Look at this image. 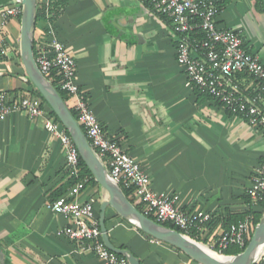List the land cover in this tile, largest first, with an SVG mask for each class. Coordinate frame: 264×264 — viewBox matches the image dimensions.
<instances>
[{
  "label": "crops",
  "instance_id": "obj_1",
  "mask_svg": "<svg viewBox=\"0 0 264 264\" xmlns=\"http://www.w3.org/2000/svg\"><path fill=\"white\" fill-rule=\"evenodd\" d=\"M11 1L0 0V12ZM65 1L66 10L54 26L78 64L80 93L108 135L140 162L153 190L179 196L186 212L212 217L194 234L196 242L211 247L229 225L250 212L258 214V205L249 208L248 190L254 170L263 164L264 135L188 86L177 62L172 21L156 13L148 0ZM212 1L220 10L219 27L241 32L247 51L264 63L260 0ZM48 27L38 25L36 42H45ZM2 93L37 97L22 63L21 17L5 26L0 17ZM75 104L68 98L73 112ZM65 156L43 121L18 113L0 122V264H102L58 235L69 221L48 209L71 188ZM90 198L100 219L108 195L91 185L80 201ZM105 223L112 244L140 264H198L141 233L112 208Z\"/></svg>",
  "mask_w": 264,
  "mask_h": 264
},
{
  "label": "built area",
  "instance_id": "obj_2",
  "mask_svg": "<svg viewBox=\"0 0 264 264\" xmlns=\"http://www.w3.org/2000/svg\"><path fill=\"white\" fill-rule=\"evenodd\" d=\"M153 10L170 19L178 37L177 62L185 70L188 86L198 95L208 97L227 114L245 122L264 135V63L247 51L241 32L220 28V10L212 0H148ZM22 0H12L0 12L5 26L22 16ZM52 18V15H48ZM198 34L203 36L198 39ZM45 42H37V65L42 74L62 91L76 100L74 112L95 154L113 180L130 199L143 207V214L153 217L160 225H171L189 237L202 230L212 217L201 211L186 212L179 204V196L156 192L148 173L140 162L128 154L116 139L110 137L80 93L77 84L78 64L67 51L54 23H50ZM248 79L246 85L239 81ZM47 104L39 97L27 95L20 99L0 94V122L14 114H25L30 120L43 121L45 130L59 140L66 157V169L76 180L66 197L48 204L55 215L69 224L58 232L72 242L75 250L93 255L102 264H130L122 255L112 252L103 240L100 219L95 213L96 201H80L92 178L82 176L81 156L64 126L49 113ZM249 208L264 201V165L253 172L248 190ZM250 212L244 221L231 224L217 244L207 247L218 256L226 257L232 248H246L255 230ZM193 240V239H192ZM195 241V240H194ZM253 264H264L263 248Z\"/></svg>",
  "mask_w": 264,
  "mask_h": 264
},
{
  "label": "water",
  "instance_id": "obj_3",
  "mask_svg": "<svg viewBox=\"0 0 264 264\" xmlns=\"http://www.w3.org/2000/svg\"><path fill=\"white\" fill-rule=\"evenodd\" d=\"M37 4L38 0H22V63L30 81L54 111L61 124L69 133L81 159L86 164L99 186L108 195V198L102 202L100 209V227L103 234V240L108 249L114 253L125 256L130 264H140V261L127 250H121L112 244L105 223L107 209L112 208L121 218L144 234L180 250L198 264H253L259 251L264 248V217L256 226L250 242L241 254L237 256H220L222 258L220 259L207 251L201 246V244L182 233L149 219L139 212L127 199L120 186L113 180L108 170L95 154L87 137L72 115L65 101L55 87L42 74L37 65L33 49Z\"/></svg>",
  "mask_w": 264,
  "mask_h": 264
},
{
  "label": "trees",
  "instance_id": "obj_4",
  "mask_svg": "<svg viewBox=\"0 0 264 264\" xmlns=\"http://www.w3.org/2000/svg\"><path fill=\"white\" fill-rule=\"evenodd\" d=\"M263 5H264V0H260L258 2V7L260 9H262V11L264 10ZM66 6H67V3H66L65 0H54V1L49 2L48 4L38 2V4H37V11H36V28L35 29H37L38 25H46V24L54 23L60 16H62L64 14V12L66 10ZM48 15H52V18H48ZM47 33H48V30L46 28L45 29V35ZM202 38H203V36L201 34H198V39L199 40H202ZM33 49H34V55H35V58H36L37 57V42H36L35 38H34V42H33ZM53 86L55 87L54 84H53ZM55 89L60 94V96L62 97V99L65 101V103L67 104L68 98L65 99L63 97L64 93L62 91H60L58 88H56V87H55ZM35 91H36L37 97H39L40 99H42L47 104V106H48L51 114L58 120V122H60V120L58 119V117L56 116V114L54 113V111L51 109V107L48 105V103L45 101V99L42 97V95L40 94V92L36 88H35ZM201 97H203V96H201ZM205 98H208V97H205ZM70 111H71L72 115L74 116V118L77 121L78 118H77L76 114L72 110H70ZM81 129L84 132V130H83L82 127H81ZM84 134H85V132H84ZM262 163L264 165V158H263ZM81 167H82V176H90L92 178V180L90 182V186L93 185V186L100 187L99 184L96 182L94 176L89 171V169L87 168L86 164L83 162L82 159H81ZM75 182H76V180H74L73 178H71V180H70V186L72 187L75 184ZM122 191L125 194V196L127 197V199L137 208V210L143 214V207L141 205H136L135 202L130 199V192H128V191H126L124 189ZM258 206H259V209H260V211L258 212V214L251 212L253 214V216H254V225H255V227L259 224V222L261 221V219L264 216V201L261 202V203H259ZM148 218L151 219V220H154L153 217H151V216H148ZM164 226L167 227V228H170V229H173V230H176V231L180 232L179 229H177V228H175V227H173L171 225L165 224ZM141 233H143V232H141ZM194 234H193V236L191 238L196 241V238H195V235ZM146 236H148V235H146ZM148 237H150V236H148ZM245 249L246 248H243V249H240V248H232V249L228 250L225 255L226 256H237V255L241 254ZM123 250H125V248H123ZM176 250H178V249H176ZM178 251L180 253H182L180 250H178ZM182 254L184 256H186L184 253H182ZM189 259H191V258H189Z\"/></svg>",
  "mask_w": 264,
  "mask_h": 264
},
{
  "label": "bare ground",
  "instance_id": "obj_5",
  "mask_svg": "<svg viewBox=\"0 0 264 264\" xmlns=\"http://www.w3.org/2000/svg\"><path fill=\"white\" fill-rule=\"evenodd\" d=\"M203 246V245H201ZM207 251H209L210 253H212L213 255H215L216 257L222 259L220 256L216 255L215 253H213L212 251H210L207 247L203 246Z\"/></svg>",
  "mask_w": 264,
  "mask_h": 264
},
{
  "label": "rangeland",
  "instance_id": "obj_6",
  "mask_svg": "<svg viewBox=\"0 0 264 264\" xmlns=\"http://www.w3.org/2000/svg\"><path fill=\"white\" fill-rule=\"evenodd\" d=\"M63 95V94H62ZM63 97L65 98V99H67V97H66V95L64 94L63 95ZM100 188V187H99ZM102 189V188H101ZM103 190V189H102ZM253 233H254V231H253ZM253 233H252V235H253Z\"/></svg>",
  "mask_w": 264,
  "mask_h": 264
}]
</instances>
